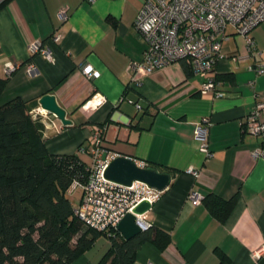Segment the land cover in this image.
Here are the masks:
<instances>
[{
  "label": "crops",
  "instance_id": "obj_1",
  "mask_svg": "<svg viewBox=\"0 0 264 264\" xmlns=\"http://www.w3.org/2000/svg\"><path fill=\"white\" fill-rule=\"evenodd\" d=\"M142 2L10 0L0 9V78H5L4 63L18 68L8 77L0 103L18 97L31 104V116L41 109L42 95L54 94L73 123L63 126L41 109L37 120L48 153L76 154L88 162L79 148H88L94 126L105 124L103 145L113 158L130 157L140 166L170 175L168 186L145 214L170 242L163 251L149 242L141 244L133 264H264V159L251 155L262 136L243 132L241 126L264 92V74L247 70L248 65L264 62V21L250 32L252 51L227 27L225 57L215 65L225 96L213 98L199 92L202 79L184 61L129 83L126 67L140 61L145 48L134 28ZM61 8H66L65 20L58 17ZM54 34L60 35L58 42L52 40ZM34 40L49 49L52 62L28 53L27 44ZM29 64L31 72L26 70ZM86 64L99 72L98 78H85L81 68ZM94 93L103 95L105 103L82 112L80 107ZM202 117L211 121L207 142L214 155L208 161L193 137ZM190 166L199 170L198 179L186 173ZM191 190L202 198L236 196V202L221 223L202 202L193 205L187 199Z\"/></svg>",
  "mask_w": 264,
  "mask_h": 264
},
{
  "label": "built area",
  "instance_id": "obj_2",
  "mask_svg": "<svg viewBox=\"0 0 264 264\" xmlns=\"http://www.w3.org/2000/svg\"><path fill=\"white\" fill-rule=\"evenodd\" d=\"M3 0H0V3ZM58 17L65 20L66 8H61ZM264 21V0H143L134 20V28L140 34L145 48L140 61H130L126 67L130 84H137L138 76L149 74L164 68L174 62L184 61L191 73L202 79L199 92L222 98L225 92L219 88L220 81L215 75V65L224 58L222 42L227 37L226 29L231 27L236 34L245 40L247 50L254 49L251 30ZM59 34H54L52 40L58 42ZM31 55L39 54L52 62L53 57L41 41L34 40L27 44ZM236 59V57L232 58ZM18 68L17 64L6 62L2 68L5 78ZM27 72L33 70L29 64ZM247 70L255 75L264 74V62L248 65ZM81 73L86 79L99 77V72L90 64L82 66ZM106 98L94 93L80 110L84 113L105 103ZM128 103L132 102L127 100ZM137 108L138 104L135 105ZM264 92L258 95L252 109L242 121V130L253 136H262L259 147L251 153L253 158L264 159ZM42 110L37 108L31 113L32 119ZM45 112V111H44ZM211 121L202 117L193 132L197 149L204 161L213 157L209 149L207 137ZM105 124L94 126L91 135L92 143L88 148L80 147V153H86L89 161L86 164L87 177L85 181L75 180L72 185L80 190L78 202L73 205V215L85 227L97 232L109 234L123 215L142 200L152 205L160 192L134 181L130 186H122L106 180L103 171L113 157L103 145ZM140 166V165H139ZM187 174L198 179L199 170L188 167ZM187 199L193 204H200L202 196L195 191H189ZM145 214H134L135 222L141 230L151 226ZM255 252L254 256L258 257ZM151 264V263H147Z\"/></svg>",
  "mask_w": 264,
  "mask_h": 264
},
{
  "label": "trees",
  "instance_id": "obj_3",
  "mask_svg": "<svg viewBox=\"0 0 264 264\" xmlns=\"http://www.w3.org/2000/svg\"><path fill=\"white\" fill-rule=\"evenodd\" d=\"M7 80L0 78V95ZM30 109L18 97L0 103V264H76L103 236L108 246L92 264H133L145 242L163 251L170 237L157 227L125 240L117 229L107 235L75 218L66 191L75 180L85 181L87 162L76 154L48 153L43 126ZM201 202L222 223L236 196L225 200L209 194Z\"/></svg>",
  "mask_w": 264,
  "mask_h": 264
},
{
  "label": "water",
  "instance_id": "obj_4",
  "mask_svg": "<svg viewBox=\"0 0 264 264\" xmlns=\"http://www.w3.org/2000/svg\"><path fill=\"white\" fill-rule=\"evenodd\" d=\"M39 107L52 114L63 126L72 125V120L67 118L66 110L61 107L54 94H44L38 99ZM103 177L113 183L130 186L134 181L144 184L150 189L162 192L170 182L167 172H159L149 166H139L132 158L116 156L111 159L103 171ZM151 205L142 200L133 209L127 212L116 225L117 231L125 239L129 240L138 235L142 230L135 222L134 214L146 213Z\"/></svg>",
  "mask_w": 264,
  "mask_h": 264
},
{
  "label": "rangeland",
  "instance_id": "obj_5",
  "mask_svg": "<svg viewBox=\"0 0 264 264\" xmlns=\"http://www.w3.org/2000/svg\"><path fill=\"white\" fill-rule=\"evenodd\" d=\"M66 196L69 198L72 204H76L80 197V190L74 185H70L66 191ZM108 241L103 237L97 239L94 245L88 250L76 264H92L96 262L100 256L104 253L107 247Z\"/></svg>",
  "mask_w": 264,
  "mask_h": 264
}]
</instances>
